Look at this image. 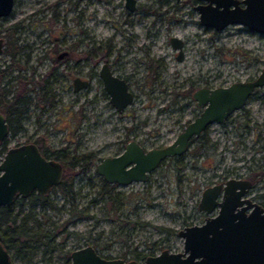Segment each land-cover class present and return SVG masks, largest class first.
<instances>
[{
	"label": "rangeland",
	"instance_id": "374dc122",
	"mask_svg": "<svg viewBox=\"0 0 264 264\" xmlns=\"http://www.w3.org/2000/svg\"><path fill=\"white\" fill-rule=\"evenodd\" d=\"M54 1L17 0L12 12L0 18V37L19 47L35 48L31 61L39 59L37 70L43 77L49 73L52 54L63 51L66 45L82 40L77 48L92 52L96 42L101 43L104 55H120L121 73L132 74L136 96L121 115L115 114L94 77L86 95L93 102L85 107H90L88 118H79L80 103L71 102L76 96L62 92V103L43 114V127L34 122L35 116L25 121L30 131L39 127L37 132L46 137L52 149L63 148L69 156L90 154L92 162L89 169L78 170L73 176L66 194L51 190L44 204L25 202L19 209L14 206L17 224L24 220L29 228L40 226L42 231L55 234L51 241L44 237L21 239L25 243L19 248H10L14 263L63 264L66 251L85 245L105 257L137 261L161 249L182 251L183 238L177 231L197 223L194 202L202 185L223 167L244 165L242 157L253 155V148L262 142L256 137L264 135V96L251 98L237 112L239 120L249 116L251 129L241 146L234 139L232 122L212 125L206 144L194 157L201 159L202 151L208 157L206 168H197L195 180L192 155L185 152L180 163L171 157L160 161L146 181L109 184V195L100 196L103 178L96 173L95 164L117 152V141L133 132L144 148L170 143L197 111L191 97L196 88L225 87L259 74L264 67V35L239 23L214 33L198 22L194 6L203 4L202 0H136L140 7L136 11L127 10L124 0H82V11H62L71 5L61 0L58 10L46 9ZM78 15L82 17L80 22ZM172 35L184 42L181 60L169 43ZM0 58L9 61L7 54ZM64 67L62 64L60 69ZM255 89L263 92L264 85ZM83 98L80 94L79 99ZM133 125L134 130L128 132ZM211 162L215 166L209 168ZM239 171L249 173L244 166Z\"/></svg>",
	"mask_w": 264,
	"mask_h": 264
},
{
	"label": "water",
	"instance_id": "95a60500",
	"mask_svg": "<svg viewBox=\"0 0 264 264\" xmlns=\"http://www.w3.org/2000/svg\"><path fill=\"white\" fill-rule=\"evenodd\" d=\"M195 6L198 22L214 31L226 25L239 23L249 31L264 35V0H202ZM13 0H0V16L10 13ZM242 3L240 5L239 3ZM125 7L135 9V0H124ZM170 45L182 59V41L172 35ZM100 75L105 81L109 102L118 111L132 103V93L126 89L124 79L113 76L105 65ZM264 85V67L249 81L232 82L228 86L198 88L192 94L203 109L165 146L143 149L135 140L126 143L116 156H105L95 170L106 182L125 185L146 181L147 174L156 169L167 157L185 153L188 139L211 123L224 121L234 110L240 109L255 88ZM7 128L0 115V140ZM63 168L54 159L45 158L34 144L9 148L0 162V205L11 204L14 196H27L34 190L38 194L49 192L61 181ZM250 181L228 179L221 185L202 189L199 210L207 215L201 224L182 226L177 236L183 238L182 251L161 249L142 261L121 257H105L91 245L69 252V264H264V208L257 203L241 199ZM221 195L220 200H217ZM240 206V207H238ZM0 264H15L10 250L0 242Z\"/></svg>",
	"mask_w": 264,
	"mask_h": 264
},
{
	"label": "flooded vegetation",
	"instance_id": "af4514ba",
	"mask_svg": "<svg viewBox=\"0 0 264 264\" xmlns=\"http://www.w3.org/2000/svg\"><path fill=\"white\" fill-rule=\"evenodd\" d=\"M59 1L61 0H57V2L54 1L52 5H47L46 9L50 8L51 11L53 9L58 10L60 8ZM66 1L71 6L67 8H63L62 11L65 9L66 10L75 9L76 11L77 10L82 11L84 9V7L82 6L83 5L82 0H66ZM91 1L92 0H89L90 3ZM16 2L17 0H13L11 9L13 8ZM135 4H136V0H135ZM239 4L242 5L241 2ZM139 8L140 7L137 6L136 4L134 10H129L127 8L126 9L129 11H136L139 10ZM12 10L10 11V13L12 12ZM8 15L0 16V18H5ZM76 17H78L77 20H79L80 22L82 17H80L79 15ZM167 19H170V17H167ZM213 32L215 33L216 30L215 31L213 30ZM79 41L82 40H75V42L66 45L63 48V51H60L55 55L53 53L50 60L51 65L48 71L49 73L45 75V77H43V75L38 73L37 70L39 59H37V61L34 62L31 61L33 56V50L35 48L29 45H22V47H19L16 46L12 41L4 42L3 38L0 37V55L3 53L9 55L8 62L0 58V115L4 118V122L7 128V132L5 136L2 138V140H0V154H2V156L0 157V162L2 161L3 156L5 155L6 151L9 148H16L18 146L31 143L34 144L36 148L39 149V152L45 158L47 159L51 158L58 161L61 164V167L63 168L61 154L59 153L58 155L57 152L61 150L64 153H66V150H64L63 148L52 149L51 147H49V145L47 144L46 137L38 133L37 129L39 127H43V125L45 124L44 121L42 120L43 114L46 113L48 109L54 108L55 106H57V104L62 103L61 102L62 92L76 96V98L71 99V102L77 101L78 103H80L81 112L79 118L80 119L88 118L89 117L88 112L90 110V107L89 110H87L85 107L89 106L93 102L90 98H87L86 95H88L89 89L91 87V83H92L91 79L94 77H96V81L99 84V88L102 91L103 96L106 98L108 102V106L112 107V110H114L113 112H115V114L121 115L123 111L127 109L128 105L123 107L121 111H118L117 108L112 103L109 102V95H108V91H106L105 81L102 79L100 75L101 69L104 65L106 69H108L113 76L119 79L120 78L124 79L126 84V89L129 90L133 95L132 97V102H133V99L136 96L135 92L132 90V85H134L135 79L132 78V74L121 73L120 55L119 56L118 54L110 55L111 52H108L107 55H104L102 45L101 43L98 42H96V46L92 48L93 50L92 52L78 49L77 47H79L80 45ZM183 43L184 42H182V44ZM183 47L184 44L182 45V54H183ZM110 49H112L111 46ZM40 59L42 60L43 58ZM135 60L137 61L139 60V58L137 57L135 58ZM126 61L129 62L128 59H126ZM92 63L94 64L92 65ZM62 64H65L64 69H60V66ZM65 77L67 78L64 80ZM202 87L207 88L210 86L206 85ZM262 91L263 92L261 91L256 92V89L252 91L250 93V96L245 101V103L248 102L251 98L261 99L264 96V90ZM80 94L84 96V98L81 100L79 99ZM193 100L197 111L190 119H188L185 122V124L182 127L186 126L187 123L193 120V118L196 117L197 114L203 109L202 105H197L196 100L194 98ZM186 104H188V102L182 105V107H185ZM244 104L242 105V107H240V109L244 107ZM62 108L64 107L62 106ZM240 109L234 110L222 122L219 123L214 122L209 124L206 128H204L203 131H201L198 134V136H192L188 139L187 149L185 152H190L192 155L191 164L194 169L193 180L196 179V175L198 174L196 171L198 170L197 168L199 167L206 168L204 166V163L208 157H206L204 152L202 151L201 159H199L198 161L195 160L196 158L194 159V157H198V153L193 154L192 147L194 146L195 143L207 141V138L210 135V132L212 131L211 127L213 124L219 127V125L225 126L226 124L232 122L234 124L233 125V128L235 130L234 139H237V146L238 145L241 146L245 142L244 135L246 134L247 131L251 129L249 127V116H246L247 118L243 120L238 119L241 117V115L239 116V114H237V112L240 111ZM32 116H35L34 122H37V126L39 127L36 126V130L30 131L29 128L25 126V121H28ZM134 127H135L134 125L128 127L127 131L128 132L133 131ZM256 138L258 139V141L260 142L262 141V142L258 143L256 147L254 148L252 147L255 150L254 154L248 158L242 157L241 159L246 161V163H244V165L242 166H244V168L248 170L249 173L242 174L239 171V169L242 168L241 165H232V167L226 166L221 169L222 171L220 173L219 172L214 173V176L209 183L207 184L205 183L202 185L198 193L199 195L194 202L196 205V216H197V223L195 224H201L205 220L207 215H213L218 211V206H216L212 210L211 214L205 213L204 210L201 211L199 210L198 203L201 197L202 189L209 187L211 185L222 186L224 184V181L232 178L239 180L246 179L250 181V185L246 188L245 193L241 197V199H246L247 202L250 203H257L264 208V135L263 137L257 135ZM128 139L134 141L135 133L133 132V135H129L123 140H118L117 141V144H119L118 151L113 153V155H108V156L113 157L121 153L124 147L126 146V143L130 141ZM135 141L139 143L138 140ZM139 144L144 150L165 146V145H157L156 147L144 148V146L141 143ZM98 162H96V164ZM214 166L215 165L212 164L211 162L209 168ZM62 176H63V172H62ZM109 184L112 186L121 185L117 182L109 183ZM53 186L50 187L49 189L50 191ZM49 192L38 194L36 191L32 190L27 196H22L20 194L14 196L11 201V204H13V213H16L14 212V206H17L18 209L22 208L25 202H31V200L33 199V197H35V195H38L39 197H44V199L46 200L47 194ZM220 196L221 195L218 196L217 200H220L221 198ZM8 205H0V206H8ZM16 214L18 219V213Z\"/></svg>",
	"mask_w": 264,
	"mask_h": 264
},
{
	"label": "trees",
	"instance_id": "16d2710c",
	"mask_svg": "<svg viewBox=\"0 0 264 264\" xmlns=\"http://www.w3.org/2000/svg\"><path fill=\"white\" fill-rule=\"evenodd\" d=\"M9 44V43H8ZM206 144L205 142H200L198 146H196L195 149H193V154L198 153V149L200 147H203ZM215 144H212V147H214ZM61 154L62 157V163H63V176L62 180L59 184L53 186L51 188L52 191L58 190L62 194H66L71 190V187L73 185V176L79 172L78 170H87L89 169V165L92 162V156L90 154H81L79 156L77 155H68L67 153H64L63 151L59 150L57 154ZM57 155V156H58ZM180 156L177 157H171V159H174L177 163H180ZM182 166V163L179 167ZM75 167H78L76 170ZM101 190L98 191V194L100 196L102 195H109V183L106 182L104 179L101 182ZM31 202H41L45 203L46 200L44 197H39L38 195H35ZM24 220L22 222H19L17 224V214L13 213V204L8 206H0V242L10 250V248L16 247L19 248L21 246V243H25L21 241V239L25 240H33V239H41V237H44V239L51 241L54 238V233H47L45 231H42V228L40 226H37L36 228L27 227L26 224H24ZM2 225H5L2 227ZM2 227V228H1ZM7 231V232H6ZM70 251L65 252V258L63 264H69L70 261Z\"/></svg>",
	"mask_w": 264,
	"mask_h": 264
}]
</instances>
